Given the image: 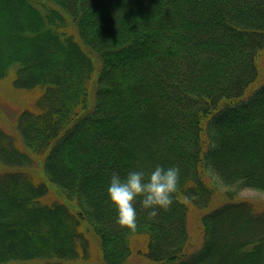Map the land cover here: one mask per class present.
Returning <instances> with one entry per match:
<instances>
[{
  "label": "trees",
  "instance_id": "trees-1",
  "mask_svg": "<svg viewBox=\"0 0 264 264\" xmlns=\"http://www.w3.org/2000/svg\"><path fill=\"white\" fill-rule=\"evenodd\" d=\"M4 92L0 264H264V0H0ZM158 164L119 224L110 175Z\"/></svg>",
  "mask_w": 264,
  "mask_h": 264
},
{
  "label": "clouds",
  "instance_id": "clouds-1",
  "mask_svg": "<svg viewBox=\"0 0 264 264\" xmlns=\"http://www.w3.org/2000/svg\"><path fill=\"white\" fill-rule=\"evenodd\" d=\"M180 169L177 165H156L149 172L131 169L124 176L113 171L107 186L108 199L116 209L121 225L135 229L138 223L136 201L156 216L160 209H168L178 188Z\"/></svg>",
  "mask_w": 264,
  "mask_h": 264
},
{
  "label": "rangeland",
  "instance_id": "rangeland-1",
  "mask_svg": "<svg viewBox=\"0 0 264 264\" xmlns=\"http://www.w3.org/2000/svg\"><path fill=\"white\" fill-rule=\"evenodd\" d=\"M5 83L7 86H9L7 80H5ZM9 98H10L9 92L0 93V110L2 111V113L0 112V124L4 125L7 128H12L14 122L13 114L15 115L17 113L18 107L14 106V102L9 103L10 100ZM16 100L18 101V99ZM236 195L238 197L248 198L256 202L264 201V192L254 188L242 187L238 190V192H236ZM216 196L218 197V195ZM191 227L195 229L193 226ZM134 243L137 244V240L134 239ZM99 260H100L99 252L96 244L94 243L92 250L89 253V257L87 259L69 264H97ZM125 264H149V263L144 258H142V256L138 254L137 251H135L134 254L128 258Z\"/></svg>",
  "mask_w": 264,
  "mask_h": 264
}]
</instances>
